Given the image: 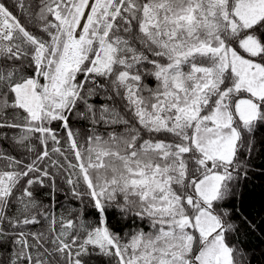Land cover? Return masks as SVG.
Segmentation results:
<instances>
[{"label": "snow or ice", "instance_id": "6c2138e0", "mask_svg": "<svg viewBox=\"0 0 264 264\" xmlns=\"http://www.w3.org/2000/svg\"><path fill=\"white\" fill-rule=\"evenodd\" d=\"M257 161L264 0H0V264H264Z\"/></svg>", "mask_w": 264, "mask_h": 264}, {"label": "trees", "instance_id": "16d2710c", "mask_svg": "<svg viewBox=\"0 0 264 264\" xmlns=\"http://www.w3.org/2000/svg\"><path fill=\"white\" fill-rule=\"evenodd\" d=\"M257 163H264V161H257ZM255 183L259 184V181H255ZM251 247L255 248L257 250L256 252V259L259 260L260 259V254H259V250L261 247H264V245H261V243L258 240H253Z\"/></svg>", "mask_w": 264, "mask_h": 264}]
</instances>
